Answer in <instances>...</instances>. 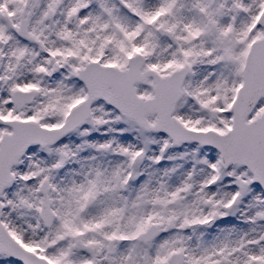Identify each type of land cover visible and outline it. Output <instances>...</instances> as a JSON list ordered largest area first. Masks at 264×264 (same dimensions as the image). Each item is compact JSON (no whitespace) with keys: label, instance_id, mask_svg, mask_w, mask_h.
I'll return each instance as SVG.
<instances>
[{"label":"snow or ice","instance_id":"1","mask_svg":"<svg viewBox=\"0 0 264 264\" xmlns=\"http://www.w3.org/2000/svg\"><path fill=\"white\" fill-rule=\"evenodd\" d=\"M0 264H264V0H0Z\"/></svg>","mask_w":264,"mask_h":264}]
</instances>
